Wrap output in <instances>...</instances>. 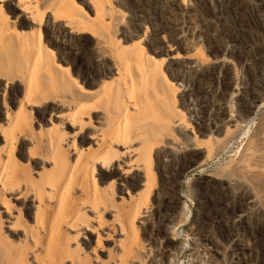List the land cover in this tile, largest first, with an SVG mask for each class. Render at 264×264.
<instances>
[{
  "label": "rangeland",
  "instance_id": "1",
  "mask_svg": "<svg viewBox=\"0 0 264 264\" xmlns=\"http://www.w3.org/2000/svg\"><path fill=\"white\" fill-rule=\"evenodd\" d=\"M52 1L56 3L58 2V0H38V6L34 9L36 12L39 10L37 13L38 16L35 15L36 13L34 12L33 18H36H34L31 30V28L25 26V22H21L20 17H18L19 12L15 7L17 0H0V10H2L0 15H8L9 13L8 17L10 16V23L14 21L13 24H10L12 25V30L18 31L20 30L19 27L22 26V30L30 31V35H34V37L33 35L30 36L34 40H37L36 34L38 35L40 30L43 36V43L51 48L53 52L54 57L50 56V59H53L52 61H54V59L57 61L56 63H52L54 65V67L52 66L53 70L49 67L51 69L50 71L48 69L45 70V72L42 70L41 72L38 71L37 73L39 74L40 72L42 75L44 72V74L47 73L46 75L48 76L43 74V77H41L39 74V80L38 78L34 80L35 77H37L34 76V79H32L33 81L30 79L32 82H29L30 84L33 83L32 86L34 85L35 87L37 86L36 88H38L36 89L33 87L35 88L34 91L36 90V92H38L37 95L36 92L35 94L34 91L31 90L33 88L30 87L29 84V88L33 94V97L34 94L36 96L42 95L44 98L48 97L50 100L45 99L44 101H41V104L39 103V109H48L44 119H41L39 116H37V113L34 110V113H30L29 127L27 128V132L30 134V129L32 128V133L30 135L28 134L25 137L26 139H21V142H17V153L21 144H24L25 147H28V149L26 148V152L23 153L20 151V154H22H19L20 156L17 158V161L20 164V173H24L21 174V178L24 180V182L28 183L31 180L36 181L37 178H39V175L42 174L43 170L41 169H43V166L44 169L48 168L45 161L48 160V155L51 154V149L48 148L50 145L47 138L50 139L54 136L56 137L59 134L58 127L64 126L65 117H68L69 113L73 112L78 102L84 103L86 106H88L87 104H96L99 110L98 114L103 113L105 115L110 112L109 110H111L112 105L108 102L105 94H101V96H103L105 99L99 96L100 100H98L99 98L96 97V102H99L96 103L95 100H90V94H88V92L86 93V90H84V88L87 87V84L90 82L93 83L95 80L98 82L109 80L111 74L105 73L102 65L107 64L106 62H108V64L110 63L115 65V67L119 69L120 64L118 62L117 56L122 47L130 45L138 40L142 42V45L146 51L148 49L149 52L154 51L155 54H160V56H163L164 53H166L163 48H154V44L157 39L155 37H157L159 33L165 34L166 36H169L170 34L169 30L167 29L168 27L165 26L166 23L164 22L166 13L164 14L163 0H111V3L113 2L112 10L114 5L116 12L114 10H107V14L109 11L108 16L105 12V9L103 11L98 8V5L102 0H60V4L58 2V6ZM251 1L255 3L253 7L242 6L239 8V5H235V3L233 4V1L228 3L226 0H189V11L185 15H187V17L189 15V17L193 18V21L196 22L198 29L202 34L200 38L191 40L192 44L195 48L200 49L202 54H204L208 60L213 59V56L215 55L223 58L231 68L232 82L230 85H228L226 82L225 84L222 81V77H218V74H210L206 84L193 85V83L190 81L189 73H184L185 71L182 70L183 68L181 69L183 73L181 74L182 76L180 79L183 81L179 79L176 83L179 92H177L178 95L176 98V105L180 110H184L183 112L185 113L187 126L186 128L182 129L180 127L179 130L177 129L174 132V143L170 145L162 144L164 147L161 146V144L157 146L155 145L153 148V150L155 149L152 151L155 183L150 193L149 201L144 205L145 207H143V213H141L139 217H136L137 219L135 224L138 229V241L136 240L137 244L134 255L128 257V263L126 264H248L245 260L242 261L237 259L238 255L236 253L240 251V245H237V242L230 241L229 236L226 233L229 230L231 231L233 228L230 226V224H225L222 227H218V223L216 221L217 215L224 211L221 200L217 198L218 192L215 184L218 183V180L216 181V179L228 177L238 179L241 184L247 187L246 189L253 197L254 207L251 214H249L251 215L249 224L252 223V225L242 228L244 230L240 229L239 231L242 230V234L244 236L242 235L243 239L241 236L239 237L246 242L252 240L255 242V250L253 253L251 252L250 254L244 250L245 254H247V259L253 260V262L261 261L259 263L264 264V18H261L260 16L262 15L261 11L264 10V3H260L257 0ZM48 2H50V5H48ZM71 2L74 3V6H72ZM201 3H203V5H200ZM74 7L77 8V11L74 10ZM80 7L83 9V12L81 9H79ZM75 11L78 12L77 14H79V16L73 13ZM16 12H18V16H16ZM68 12L73 14V21H75L74 24H72L75 28L72 27L69 29L65 28L63 25L66 22L64 20L69 19ZM99 14L102 15L100 16ZM82 15L83 17L84 15L87 17L85 18L86 21L82 20L84 19L81 17ZM93 15L94 17L96 15L95 20L91 19H94ZM103 15L105 17H103ZM112 15H115V17ZM38 17H41L43 20ZM112 17L114 20L111 19ZM105 19H107V21H105ZM78 20H82L85 22V24L82 22L80 23ZM96 21H98V24L93 23ZM103 21H105V23ZM14 23L18 25V28H16ZM93 24H97V26H100L101 24L102 27H100L101 29H98V27L94 26ZM13 25L15 26L13 27ZM38 25H41L40 28ZM36 29H38V31ZM110 30H112V32ZM16 32L14 33V38L16 39L15 43L13 36H9V40H12L10 43H14L13 46H18L15 47V50L19 48V43L23 41L18 40V38L20 39V36L17 35L19 31L17 33ZM102 33L105 35H101ZM15 34L18 37H15ZM106 34L110 39L106 36ZM6 38L8 40V36ZM111 38L114 40L117 38L116 42L114 41V43ZM9 40L7 42H9ZM16 41H19V43L17 44ZM171 41L173 42L172 39ZM1 42L0 44H2ZM10 43H7V46H5V48L7 47V50L2 47L4 46V43L2 46H0V48H2L0 49V52L5 49L3 51V56H1L2 53H0V63L4 64H0V73L2 75L0 76L2 78H6L8 73H10L8 76H14L17 74L19 75V73L22 74V76L20 75V80L18 79V81H14L10 85L7 84L8 87L0 86V103L3 101V99L4 102H8V97L10 95L12 98L15 97V92L19 87L22 88V91L23 89L26 90V85H24L25 80L28 82V79H26L28 78V76H26L27 73H25L26 75H23L24 70L27 72L26 65L23 64L21 68L15 66L17 65L16 63H23L19 62V54L18 56L16 55L17 57L14 55V57L18 59H14L13 55L11 56L12 58L9 57V60L14 64V66L10 61L5 62L7 61L6 57L13 54L11 49H14V47L11 45L12 48H9L11 47ZM214 44H219L221 46L220 49L218 50L214 48ZM173 47L175 48V51L179 52V54H183V48L179 43H175ZM8 50H10V52ZM7 51L11 54L7 55ZM21 51L24 55L22 57L24 60H26L25 55L27 53L24 52L23 49ZM108 51L111 52L109 53ZM27 56L29 57L27 60H29L30 63L32 57L28 54ZM2 59H5L3 60L5 63L2 61ZM21 59L20 61H22ZM11 65L15 69L17 68L16 71ZM6 66H8V69ZM58 67L59 70H61H58L59 74L57 72ZM17 71L19 72L17 73ZM52 71L57 72V77H60L56 79L58 80L61 78L60 81H54V77L56 76L51 75ZM53 74L56 75V73ZM103 74L106 76L104 77ZM39 82H45V84H43L45 88L43 85H40ZM113 86L114 84H112V87ZM112 87L110 88L112 89ZM80 88H82L84 91H82ZM78 91L79 93H77ZM62 97L67 99H63ZM69 99H72V102ZM18 102V100H16V102L14 101V103L12 101V109L17 108ZM220 104L225 105L224 116L231 118L232 124L234 125V127L232 125L230 132L224 131V133H218L215 127L217 125L219 116L221 115L218 108ZM44 105L46 107H44ZM69 105L71 106L69 107ZM50 111H52V113ZM59 116H61L63 120H61V117ZM92 120L93 122H91ZM92 120L90 119L87 130L91 129L90 131H93L100 128V124H98L94 119ZM48 126L49 131L47 130ZM89 126H92V128ZM67 130L68 131H65L69 133L67 135L64 131L65 137L63 136L64 140L62 142L67 144L65 146V152L67 153L69 159H73V157L75 158L74 154L77 153V150H80L81 147H88L91 145V141L87 140V142H84L80 147L75 136H72L73 134L71 128H68ZM45 134H48L49 136H46ZM67 136H71L72 138H66ZM34 140L37 143H35ZM71 142L74 143V146L71 144ZM46 146L47 148L44 149ZM69 146L70 148H68ZM72 149L75 151H72ZM32 155L34 158H28ZM196 157H198V160H195ZM123 160H127V158H123ZM36 173L38 174V177ZM109 173L110 170L104 169L101 173H98V176L96 174V180L102 182L101 187L103 188V195L107 199L106 202L108 201V207L106 210L101 211L100 219L103 221L102 224L97 226V223H95L94 220L92 225L96 226V229L92 234L89 232L87 234L82 232L76 233L74 231L73 233L72 230L70 231V229L67 228L65 231L63 227L65 235L69 234L68 246L70 247L71 244V247L79 252L76 253L79 258L83 259V264H118L117 256L119 255L117 254H120L121 252V246L119 245L118 238H122V235L119 231V225L122 221L126 222L125 219L127 214H129L128 211H130L133 207L132 201L129 197L130 194L132 196L138 192L142 188L141 185L143 184V181H145V179L142 178V172L133 169L128 171L122 180L119 181V183L118 181H112L113 179ZM208 176L213 177L212 184L210 186H202L201 180H206L209 178ZM88 182L89 180H87V184L90 185L91 181L89 183ZM138 182L140 185H138ZM77 184L78 181L74 182V186H72L70 190L71 196L74 197L75 200L88 199L90 197L88 190L86 189L85 191H82L83 193L79 192L81 191L79 190L81 187L79 188V185ZM74 189L75 191L77 190L75 195ZM110 192L112 195L108 196ZM111 197L115 198L112 199ZM23 198L24 197L21 196L19 199H13V201L11 198H7V203L9 205L5 206V203L0 204V236H3L0 237V241L3 239L0 243V247L2 246L0 251L3 257H5L4 259L2 258L4 263L7 262L6 257L8 258L7 255L9 252H12L11 246L14 244L15 247L13 246V252H18L19 247L22 246L19 252H28L26 256L32 252L33 255L36 253L35 251L37 249H35V246L38 248V250L41 248V239L40 241L38 239L37 242L31 243V240L27 238V235L30 234V228L32 225L34 228L32 227L31 229L33 230H36L37 228L41 229V224L46 223L47 217L42 216L39 218L40 220L38 219L39 222H41L40 224L39 222L37 223L39 226L41 225L40 227L35 222H32L31 224L30 221H32L31 219L34 220L35 216H32L34 213L30 212V216L27 217L23 208ZM111 200L113 202L112 204L114 205L109 204ZM2 205L8 209H4ZM88 209L89 208H86L87 213L89 211V215L91 214L93 216V210L91 211ZM121 217L124 218L122 219ZM9 219L11 221L14 220L16 224L14 223V226L10 225L7 222L10 221ZM27 219L29 220L27 221ZM7 224L10 225L8 229H6L8 226ZM10 227H12V230ZM221 229L224 232H222ZM154 231H164V233L160 232L159 234H154ZM22 232L27 233L24 234ZM42 232L43 231H40L41 234L39 233V236H41L40 238H42L44 235ZM207 236L213 237L212 241L208 242L204 240L207 239ZM6 239L7 242H5ZM22 239L23 241L25 239V241L22 242ZM5 243L9 249H5L6 246L3 248ZM31 244L35 245L33 246V249ZM169 247V254L164 256L165 248ZM38 250L37 252H39ZM1 253L0 260H2ZM138 253L140 255H138ZM33 255H29L30 257L27 256L25 259L27 263L31 261L29 264H32L34 262H32ZM130 259L131 262H129ZM67 260L64 259L62 264H65V262L66 264H70V262H67ZM3 261H0V264H3ZM36 263L34 262L33 264Z\"/></svg>",
  "mask_w": 264,
  "mask_h": 264
},
{
  "label": "bare ground",
  "instance_id": "2",
  "mask_svg": "<svg viewBox=\"0 0 264 264\" xmlns=\"http://www.w3.org/2000/svg\"><path fill=\"white\" fill-rule=\"evenodd\" d=\"M59 1L60 0H58V2ZM68 1H70V0H68ZM226 1L228 3L233 1V4L235 3V5H239V8L242 6L243 7L244 6L245 7L246 6H252L253 7V5H255V3L251 0H226ZM257 1H259L260 3H264V0H257ZM50 2H48L49 3L48 5H50ZM58 2L57 3L53 2V3H55V5L58 6ZM71 3H72V6H74L73 5L74 3L73 2H71ZM163 3H164V14L166 13L165 14L166 18L164 21L166 24L165 23L164 24H165V26L168 27V28L167 27L166 28L169 30V33L171 35L169 34V36L168 35L166 36L165 34L159 33L157 35V37H155L157 39H156V42L154 44V48L155 49H162L163 48V50H165L166 53H164L163 56H160V54L159 55L155 54L154 51L149 52L148 49L146 51V49L142 45V42L138 40L136 42L133 41L134 43H132L130 45L122 47L121 51L119 52V54L117 56L118 62L120 64L119 69H117L115 67V65H112L110 63L108 64V62H106L107 64H103L102 67H103L105 73L111 74V77H109V80H106V81L103 80L101 82H98L97 80L94 79L95 81H93V83L92 82L88 83L87 87H85L84 90H86V93L88 92V94H90L89 95V96H91L90 100L93 99V100H95V102H96V97L99 98V96H100L102 98L103 96H101V94L102 95L105 94L108 102L112 105L111 110H109L110 112L109 113L106 112L107 114H105V115L103 113L98 114L99 110H98V106L96 104L92 103L90 105L87 104L88 106H86V105H84V103L78 102L77 105L75 106V109L73 110V112L70 111L71 113H69L68 117L67 116L65 117V120H64L65 123L63 122L64 126L58 127L59 134L56 137L52 136L53 138H50V139L47 138V140H49L48 142L50 145V147H48V148L51 149V154L48 155L49 156L48 160L45 161L47 163L46 165L48 166V168L44 169V166H43V169H41L43 171H42V174L39 175V178H37L36 181L31 180V181H29V183L24 182V180L21 178V174H24V173H20V170H19L20 164L17 161V158L22 154V153L20 154V151L24 153V152H26V148L28 149V147H25L24 144H21L19 147V151L17 153V149H18L17 148V146H18L17 142H19L21 139H26L25 137L29 134L27 132V128L29 127V116H30V113L33 112V110L37 113V116H39L41 119H44L48 109L47 110L46 109H42V110L39 109V103L41 104L42 103L41 101H44L45 99H49L47 96H46L47 98H44L42 95L36 96L35 94L37 93V95H38V92H36V90L34 91V89L37 86L36 87L34 85L32 86L33 83L30 84L29 82L32 79H34V76H37V77H35L34 80H36V78H38V80H39L38 75L40 74V72L42 70L44 72H45V70H48V69H49V71L51 69L53 70L52 66L54 67V65L52 63H56L57 61H55V59H54V61H55L54 62V61H52L53 59L52 60L50 59V56L54 57L53 52H52L51 48H49L45 43H43V36H42V33L40 32V30L38 32V35L36 34L37 40H34V39H32V37H30L33 34L30 35L31 34L30 31L22 30L21 29L22 26L19 27L20 28V30H18L19 32L16 30L18 33L15 30H12L13 28H12V25H10V24L11 23L13 24L14 21L12 20L13 22L10 23V21H11V20L9 21L10 16L8 17L9 13H8V15L7 14H1L0 15V37L2 35V37L0 38V40L2 42L1 41L0 42L2 44L4 43L3 44L4 46H2V44H0V46L5 48V46H7V43L9 44L11 42L12 40H9L10 39L9 36H11V35L13 36L14 43H15V40H16L14 38L15 32L17 33L18 36H20V39L18 38V40L19 41L23 40L21 43H19V41L18 42L16 41L17 44L19 43V48L16 49L17 54H16V50H15V47L17 45L13 46L14 43L13 42H12L13 44L10 43V46L12 45L14 47V49H11V52L13 51L12 52L13 54L8 53V51L10 52V50H8L7 55H10V54L11 55L6 57L7 61H5V62L10 61L9 57L12 58L11 57L12 55H13L14 59L18 56V54L20 55L18 58H20V59L23 58L22 56H24V55H23V52L21 51L22 49L24 52H26L28 55H31V57H32V59L30 60V63H29V60H27V58L29 59V57L26 54L25 55L26 60H24V58H23V59H21L22 61H20V59H19V62L20 63L23 62V63L22 64L16 63L17 65H15V66L20 67V68L23 64L26 65L27 72L24 70V74H23V75H26L25 73H27L26 76H28V78L25 77L26 79H28V82H27V80H25V84H24V85H26V90L23 89V91H22V88L17 87L18 89L15 92V94H16L15 97L12 98V96L10 95L8 97V102H4V99H3V101L0 103V204L5 203L4 204L5 206L9 205L7 203V198H9V199L11 198L13 201V199L14 200L19 199L22 196V197H24L23 198V208L25 210V214L27 215V217H29L30 212L31 213L33 212L34 215H32V216H35L34 220L31 219L32 220V221H30L31 224H32V222H35L37 224L40 220L39 218L42 216L47 217L46 223L41 224L42 226L40 225L42 230L40 228H37V227H36L37 228L36 230H33V229H31L33 227V225H32L30 228V234L27 235V238H29L31 240V243L37 242L38 239L40 241V239H41V248L38 246L40 248V250H38V248H36L35 245L31 244L32 249H33V246H35V249H37L39 251V252H37V250L36 251L33 250L36 253L33 255L32 254L33 252L31 251L32 253L29 254V255H33V257L31 256L32 262L34 261L36 263V261H37L36 264H62L64 259H66V260L69 259V260H67V262L69 261L70 264H83V259H81L77 256V253H79V252H77L76 249H73V247H71L70 243H69L70 247L68 246L69 234H66L67 236L65 235V232L63 231V227H64L65 231L67 228V229H70V231L72 230V232L74 231L76 233L82 232L84 234L85 233L87 234L89 232L92 234V233H94L93 231H95V229H96V226L92 225V222L95 220V223H97V226L102 224L103 221H102V219H100L101 218V211L106 210V208L108 207V203H107L108 201L106 202L107 199L103 195V188L101 187L102 182L99 180H98L99 181L98 182L96 180V174L98 176V173H101L102 170H104V169L110 170L109 174L113 179L112 181H116V182L118 181V183L120 180H122V178L126 175V173L132 169L142 172L141 173V174H143L142 178L145 179V181H143V184L141 185L142 188L140 186L141 189L138 192L135 191L136 193L133 194L132 196L129 193L130 194L129 197L132 201L133 207L130 211L125 209L129 213L126 216V219H125L126 222H123L120 219L122 222L119 225V231L122 235V238H118L119 245L121 246L120 247L121 252H120V254H117V255H119V256H117L118 257L117 263L118 264L128 263L127 262L128 257L134 255L135 250H136V244L138 241L137 240L138 239V229H137L136 224H135L136 219H137L136 217H139L141 215V213H143L142 212V211H144L143 207H145L144 205L147 204V202L149 201L150 193H151L153 185L155 183V178H154L155 172H153V160H152V153H153L152 151H154L155 149L153 150V148L155 145L157 146V145L161 144V146H163V145H167V144L170 145V144L174 143V141H175L174 140V138H175L174 132L177 129L179 130L180 127L182 129V128H186V126H187L185 113L183 112L184 110L183 111L180 110L178 108V106L176 105L177 104L176 98L178 95L177 94L178 87L176 86L177 80H179L181 78V76H182L181 74L183 73V71H185L184 73H186V72L189 73V76H190L189 78H190V81L193 83V85H195V84H199V85L206 84L207 83L206 81L208 80V77L210 74H214V75L218 74V77H222V81L224 83L226 82L228 85H230V83L232 82L231 81V78H232L231 68L223 58H220L218 55H215V56H213V59L208 60L206 58V56L204 54H202L201 50L198 48H195L194 45L192 44L191 40L196 39V38L197 39L200 38V36L202 34L199 31L198 25L196 24V22L193 21V18L189 17V15H188V17H187V15H185L189 11V0H163ZM59 4H60V2H59ZM75 4H76V2H75ZM112 4H113V2L111 3V0H102L101 3L99 5L98 4L97 5H98L99 9H101L103 11L105 9L106 10L105 12L107 14V10H109V11L110 10L111 11L116 10V9H114L115 8L114 5H113V10H112ZM43 5H44V3H43ZM200 5H203V3H201ZM37 6H38V0H17L15 7L19 12V16H18V12H16L17 13L16 16L20 17L21 22H23V23L25 22V24H26V25L24 24L25 26L30 27V28H31V26H33L32 24H33L34 18H36V17L33 18L34 12L36 13L35 15H37V13L39 11V10L37 12L34 11V9ZM41 8H44V7H41ZM74 8H75L74 10L77 11V8L76 7H74ZM16 9H14V10H16ZM79 9H81V7ZM82 10L83 9H81V11ZM1 11L2 10H0V12ZM4 11H5V9H4ZM109 11H108V14H109ZM75 12H73V13L74 14L78 13V12H76V13ZM95 12H96V10H95ZM94 14H96V13H94ZM102 14H104V13H102ZM108 14H107V16H108ZM261 14H262V15H260L261 18L262 17L264 18V10L261 11ZM68 15L67 16L69 17V19H65V17H64V19H65L64 21H66V22L63 25L65 28L71 29L72 27H74L73 24H74L75 20L73 21L74 17H73L72 13L68 12ZM96 15H95V17H96ZM115 15H112V16L115 17ZM184 15H185V17H184ZM40 16H41V14H40ZM77 16H79V14H77ZM81 17H83V15ZM93 17H94V15H93ZM95 17H94V19L93 18H91V19L95 20ZM103 17H105V16L103 15ZM38 18H41V17H38ZM60 18H62V17H60ZM83 18L84 19H82V20L86 21L85 18H87V17H85V15ZM109 18H110V15H109ZM107 19H105V21H107ZM111 19L114 20L113 17ZM82 20L81 21L78 20V21H80V23L82 22L85 24V22H83ZM87 20L92 21L90 19H87ZM108 20H110V19H108ZM78 21H77V23L79 24ZM105 21H103V22L105 23ZM37 22H38V19H37ZM42 23H43V21H42ZM93 23L98 24V21L93 22ZM107 23L110 24L109 22H107ZM36 24H35V26H36ZM97 24H95V25L93 24V25L98 27V29H101L100 28V27H102L101 24H100V26H97ZM112 24H114V23H112ZM15 25H13V27ZM19 25H21V24H19ZM17 26L18 25H16V28H18ZM40 26L38 25L39 28H40ZM184 27H185V30H184ZM31 30H32V28H31ZM33 30H35V29H33ZM36 30L38 31V29H36ZM107 30H108V28H107ZM13 31H15V32H13ZM83 31H85V30H83ZM110 31L112 32V30H110ZM103 33L101 35H105ZM17 35L15 34V37ZM7 36H8L9 42H7L8 41L6 38ZM106 36L108 37L107 34H106ZM106 36H105V38L107 39ZM33 37H34V35H33ZM116 39L114 40L111 38V40H113V42L114 41L116 42ZM171 39L173 40V42L171 41ZM4 40H5V42H4ZM107 42H109V41H107ZM99 43H98V45H99ZM101 43H102V39H101ZM120 43H122V42H120ZM126 43H127V41H126ZM175 43H179L182 46L183 54H179V52L174 50L175 48L173 47V45ZM219 44H214V48L219 50L221 47ZM110 45H111V43H110ZM12 46L9 48H12ZM0 49H2V48H0ZM5 49L7 50V47ZM5 49H3V51ZM18 50H20L22 52V54ZM3 51L0 52V53H2L1 56L4 55ZM108 52L110 53L111 51H108ZM117 53H118V51H117ZM14 55L15 56L17 55V56L14 57ZM48 55H49V58H48ZM18 58H16V59H18ZM3 60H5V59H2V61ZM26 61L28 62V65H27ZM0 62H1V59H0ZM16 62H18V61H16ZM112 62H113V60H112ZM6 64H8V63H6ZM12 65L14 66L13 63H12ZM56 65H58V64H56ZM11 66H9V67H11ZM6 67L8 69V66H6ZM59 67L57 68V72L59 70ZM114 67H115V71H114ZM20 68H18V69H20ZM16 69L14 68L15 71H16ZM61 69H63V68H61ZM38 71H40L39 74H37ZM54 71H56V70H54ZM59 71H61V70H59ZM18 72L19 71H17V73ZM44 72H43V74H44ZM57 72L52 71L51 75L56 76V77H54V79H55L54 81L57 80L56 78L60 77V76L57 77ZM53 73H56V75ZM102 73H104V72H102ZM46 74L47 73H45L44 75H46ZM49 74H50V72H49ZM58 74H59V72H58ZM0 75H1V73H0ZM8 75H10V73H8ZM8 75L6 78H2L1 77L2 75L0 76V86L1 87H6L7 84L10 85L12 82L18 81V79L20 78V75L22 76V74H20V73H19V75L17 74L14 76H8ZM42 75H41V77H43ZM46 76H48V75H46ZM103 76H104V74H103ZM72 78H74V77H72ZM60 80H61V78H59L57 80V82ZM181 81H183V80H181ZM34 82H36V81H34ZM39 83H40V85L45 84V82L44 83L39 82ZM29 84H30V87H32V88L35 87V88L31 89L34 91V93L36 92L34 94V97H33V94L31 92L30 88H29ZM112 84H114L113 87H112ZM81 86H83V85H81ZM43 87L45 88L44 85H43ZM110 87H112V89ZM82 88H80V89L82 90ZM36 89H38V88H36ZM84 90H82V91H84ZM77 93H79V91ZM20 95H21V98H20ZM62 98H61V100H62ZM63 99H67V98H63ZM74 99H76V98H74ZM16 100L19 101L17 103L18 106L16 109H12L11 103H12V101H13V103H14V101L16 102ZM61 100H59V101H61ZM69 100L72 102V99H69ZM98 100H100V98ZM101 101H102V99H101ZM64 102H65V100H64ZM91 102H93V101H91ZM96 103H99V102H96ZM106 104H108V103H106ZM70 106L71 105H69V107ZM44 107H46V106L44 105ZM100 107H102V106H100ZM47 108H49V107H47ZM218 108H219V113L221 115L219 116V119L217 121V125L215 127H216L218 133H222V132L224 133V131L230 132L233 124H232L231 118H229L228 116H227L228 118L226 116H224L225 105L220 104ZM51 109H53V108H51ZM50 112L52 113V111H50ZM32 115H34V114H32ZM59 117H61V116H59ZM63 118H64V116H63ZM90 119L91 120L94 119L98 124H100V128H98L97 130H93V131H90L91 129L87 130L88 125H89L88 123H89ZM61 120H63L62 117H61ZM91 122H93V120ZM53 125H54V122H53ZM233 127H234V125H233ZM68 128H71L72 134H73V135L72 134L71 135L75 136V138L77 139V140L76 139L75 140L78 141L80 147L83 145L84 142H87V140L91 141V145L88 144L89 145L88 147H86V148L81 147L80 150H77V153L74 152L75 158L73 157V159L72 158L69 159L67 153L65 152V146L67 144L62 142L64 140L63 139L64 133L66 131H68L67 130ZM90 128H92V126ZM31 129H30V132L32 133ZM95 129H96V127H95ZM47 130L49 131V126H48ZM68 133L66 132L65 134L68 135ZM48 134H45V135L47 136ZM39 136H41V135H39ZM69 137H71V136H67L66 138H69ZM36 139H38V138H36ZM203 141H205V140H203ZM23 142H25V141H23ZM73 142H74V139H73ZM73 142H71V144H73V146H74ZM35 143H37V142L35 141ZM67 143H70V142H67ZM201 144H203V143H201ZM33 145H34V142H33ZM44 145H45V143H44ZM85 145H86V143H85ZM30 146H32V145H30ZM39 148H40V146H39ZM45 148H47V146L44 147V149ZM68 148H70V146ZM75 148H77V147H75ZM198 148H199V146H198ZM42 149H43V147H42ZM72 151H75V150L72 149ZM161 152H162V150H161ZM46 153H47V151H46ZM29 154H31V153H29ZM23 156H24V154H23ZM28 158L32 159V158H34V156L32 155L31 157H28ZM123 158H125V159L127 158V160H123ZM43 160H46V159H43ZM195 160H198V157H196ZM21 162H22V160H21ZM120 163H122V164H120ZM41 168H42V166H41ZM23 176H26V175H23ZM37 177H38V174H37ZM208 177L209 178L206 177L207 178L206 180H201L202 186H208V185L210 186L212 184V178L213 177H211V176H208ZM86 179L89 180V182L91 181L90 185L87 184ZM217 180H218V183L215 184V186L217 187V192H218L217 198L221 200L222 205H223V209H224V211L222 213H220L219 215H217V217H216L218 227H222L225 224L226 225L230 224V226L234 229V230L232 229L231 231L229 230L226 233L229 236L230 241L237 242L238 243L237 245H240L239 246L240 251H238L236 253L238 255L237 259L242 260V261L245 260V261H247L248 264H260L259 262H261V261L253 262V260L247 259V254H245V252H244V250H246L250 254H251V252L252 253L254 252V250H255L254 240L251 239L252 241H247V242L245 240L244 241L242 240L243 239L242 238V235H243L242 230H244L242 228H245L248 225H252V223L249 224L250 223V216H251L249 214H251L253 207H254L253 197L250 195L249 191L246 189L247 187H245V185L241 184L238 181V179H236V178H230V177L218 178V179H216V181ZM77 181H78L77 185H79V188L81 187L79 189L81 191H79V192L85 191L86 189L88 190V192L90 194V197L88 199L86 198V200H83V199L75 200L74 197L71 196L70 190H71L72 186H74V182H77ZM112 181H111V184H112ZM109 183H110V181H109ZM109 183H107V184H109ZM138 185H140L139 182H138ZM132 186H134V185H132ZM113 190H112V192H113ZM74 191H75V189H74ZM74 191H72V192H74ZM76 191H75L74 195L76 194ZM107 193H109V192H107ZM72 195H73V193H72ZM84 195H85V192H84ZM87 195H88V193H87ZM109 195H112V193L110 192V194H108V196ZM114 196H115V194H114ZM111 198L113 199L115 197H111ZM112 203L113 202L111 200V202L109 204H112ZM112 205H114V204H112ZM6 208L7 207H4V209H6ZM86 208H89L88 210H91V211L93 210L94 215L92 216L90 214L91 215L90 216L89 211L87 213ZM114 208H116V207H114ZM126 208H127V206H126ZM117 209H116V212H117ZM125 214H126V211H125ZM123 216H125V215H123ZM11 218H13V217H11ZM28 220L29 219H27V221ZM24 221H26V220H24ZM7 222L12 226H14L16 224L14 222V220L13 221L10 220ZM40 223L41 222H39V224ZM39 224H37V225L39 226ZM10 225H8L6 229H8ZM11 228L12 227H10V229ZM18 228H20V227H18ZM240 229H242V230L239 231ZM13 230H16V229H13ZM40 231H43L42 233L45 235L44 236L42 234L43 235L42 238H40L41 236H39ZM117 231H118V229H117ZM221 231L224 232L222 229H221ZM27 232H28V230H27ZM27 232H25V233L22 232V233L26 234ZM160 232L164 233V231H154L153 233L159 234ZM9 234H10V232H9ZM7 236H8V234H7ZM239 236H241L242 239H240ZM0 237H3V236H0ZM24 237H25V235H24ZM212 238L213 237L207 236L208 240L207 239H204V240L210 242V241H212ZM1 241H0V243H1ZM24 241H25V239H24ZM24 241L22 239V242H24ZM5 242H7V239ZM11 242H12V240H11ZM36 245H37V243H36ZM5 246L7 247L6 243L4 244L3 248ZM13 246L15 247V244ZM13 246H11L12 252H9L8 255L6 254L8 256V258L6 257L7 262H5V263L3 261V259L5 257H3V255L0 251V253L2 255L1 259L3 258L0 261H3V264H29L31 261L29 262V260H28L29 263H27L25 260L27 258V256H29V255L26 256V254L28 252L27 253L26 252H19L20 248L22 246L19 247V249L16 247L19 250L18 252H13L14 251ZM6 247H5V249H9L8 247L7 248ZM11 247H10V249H11ZM0 248H2V246ZM169 250H170V247L165 248L164 256L169 254ZM2 251H3V249H2ZM84 253H86V252H84ZM138 255H140V254L138 253ZM129 262H131V259L129 260ZM65 264H66V262H65Z\"/></svg>",
  "mask_w": 264,
  "mask_h": 264
}]
</instances>
